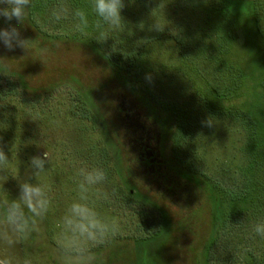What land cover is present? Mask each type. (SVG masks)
Returning <instances> with one entry per match:
<instances>
[{"label": "trees", "instance_id": "1", "mask_svg": "<svg viewBox=\"0 0 264 264\" xmlns=\"http://www.w3.org/2000/svg\"><path fill=\"white\" fill-rule=\"evenodd\" d=\"M68 1L75 9H84L89 18L98 19L90 0ZM146 1L149 0H125V4L143 5ZM58 2L60 0H33L34 7L29 9L23 26L30 30L43 49H52L59 43H73L92 51L103 62L106 76L102 81L87 85L69 70L52 72L41 68L37 71L28 57L21 59L3 53L0 55V99L5 100L8 94L18 91L27 96L42 97L63 86H70L76 92V100L83 107L82 116L91 122L95 135L88 136L87 140L104 156L108 180L113 182L117 191L140 207L138 217L142 228L146 232L153 231L149 237L134 239L122 247H117L119 240H114L91 251L98 256V262L94 264H209L212 248L230 224L253 209L263 212L264 0H176L182 11L188 8L195 15L204 17L200 20L204 27L196 29V40L189 50L199 56V50L204 48V58L218 64L213 79L207 83L208 93L195 90L201 102L198 114L204 119L210 115L230 120L244 134L245 163L240 171L238 191L227 189L220 180L199 171L180 157V140L189 125L187 117L171 105L152 98L137 75L141 67L137 50L105 54L95 39L99 32L94 25L92 29L96 32L89 30L88 36L81 32L50 35L39 27L36 17L43 16ZM2 21L0 18V24ZM12 22L16 24L15 20ZM93 32L96 35L93 36ZM111 33L109 30L108 35ZM167 39L173 48H178L180 58H188L178 36H168ZM3 81L7 85L6 91L1 89ZM125 92L131 94L140 106L141 101L148 103L142 106L147 109L144 119L155 117L159 122L156 137L143 128L145 120L139 117V112L122 110L123 105L112 106V112L110 93ZM20 128L13 118L2 121L0 137L4 150L8 148V141H23L25 136ZM150 137L155 141L161 139L173 163L165 168L161 177L153 174L141 157V145ZM162 151L165 158L167 153L163 148ZM6 178H9L8 173ZM0 181L2 183L4 179ZM150 186H156L157 191H151ZM198 196L205 199L204 207L198 205ZM12 197L10 193L0 192V200ZM199 211L203 221L194 227L190 221ZM33 234L35 232L30 236Z\"/></svg>", "mask_w": 264, "mask_h": 264}, {"label": "rangeland", "instance_id": "2", "mask_svg": "<svg viewBox=\"0 0 264 264\" xmlns=\"http://www.w3.org/2000/svg\"><path fill=\"white\" fill-rule=\"evenodd\" d=\"M60 3L67 7L68 13L66 18L55 22L51 14ZM176 4V0H149L143 5L128 3L122 12L124 21L118 29L112 30L114 37L109 34V38L102 43L98 42L99 36H95V39L107 55L114 51L132 53L137 50L141 65L137 75L150 91L152 98L171 105L187 117L186 122L189 125L180 140V157L187 159L199 171L220 180L227 189L238 191L241 183L240 171L245 163L244 134L230 120L214 118L208 113H203L209 115L204 119V116L198 114L201 102L195 90H199L201 94L208 93L207 83L213 79L218 64L204 58V48L199 50L201 58L189 50L188 47L195 43L196 29L202 25L204 27V23L200 21L204 17L195 15L188 8L182 11ZM74 11L75 8L68 0H60L43 16L36 17V22L50 35L78 34L80 31L76 29L78 21L73 17ZM95 19L88 17V27L82 34L88 36L89 30L96 32V29H92ZM11 23L16 25L15 22ZM155 25H159L163 31L156 30ZM7 26L3 19L0 28ZM16 26L20 27L22 36L29 40L27 51L16 48L9 52L0 44V55L12 54L21 59L28 57L31 66L37 71L41 68H48L52 72L69 70L87 85L102 81L106 76L103 62L87 48L73 43H59L52 49H43L29 29ZM92 35L96 33L93 32ZM168 36H178L184 44V53L188 58L182 59L178 56V48L170 45ZM145 72L151 76V82L146 80ZM1 89L6 91V82H2ZM77 97L72 87L63 86L42 97H31L18 91L8 94L5 100L0 99V125L2 121L13 118L22 127V136L26 137L22 141L18 136L20 141L17 143L8 141V148L5 150L10 159L7 171L9 178L5 183L0 181V192L10 193L15 198L18 195V182L24 177L29 158L40 155L45 150L50 154L49 165H46L48 169L42 174L40 181L50 189L51 208L38 221L36 237L33 234L10 250L13 256L21 261L27 259L30 264H61L57 224L68 206L78 197L77 170L82 166L102 167L106 170L104 156L99 153L95 144L87 140L88 136L95 135L92 134L91 122L82 116L83 107L76 100ZM110 98L111 110L112 106L122 105L128 110L134 108L135 112H139V117L145 120L147 109L144 107L148 104L146 101L145 103L138 99L142 102V107L127 92L110 93ZM103 106L106 107L105 104ZM147 118L145 125L156 137L160 124L155 117ZM209 118L213 122L211 127L205 123ZM162 148L167 153L166 167H170L173 163L168 148ZM142 184H145L143 180ZM99 187L108 194L109 199L104 201L93 198L94 204L102 216L118 220L120 234L111 240H119L117 247L152 234L153 231L146 232L141 226L138 217L140 207L117 191L113 182L107 179ZM150 187L151 191H157L156 186ZM197 202L200 207L206 204L202 196L197 197ZM261 208L263 212H258V208L253 209L241 215L237 222L230 224L212 248L209 264H264V238L253 231L256 223L264 221V205ZM196 214L190 221L194 227L203 221L199 216L200 211ZM99 247L92 248L91 251ZM4 252L0 248V255ZM91 254L94 257L93 264L97 263V254Z\"/></svg>", "mask_w": 264, "mask_h": 264}, {"label": "clouds", "instance_id": "3", "mask_svg": "<svg viewBox=\"0 0 264 264\" xmlns=\"http://www.w3.org/2000/svg\"><path fill=\"white\" fill-rule=\"evenodd\" d=\"M91 9L98 17L95 27L99 31L98 42L106 41L109 30L118 29L124 18L122 11L126 7L125 0H90ZM33 0H0V18L8 24L0 28V44L9 52L16 48L27 51L28 39L21 34L20 27L25 24L29 9L33 8ZM68 13L67 7L60 3L52 11V20L58 22ZM76 29L83 33L88 27V16L84 9L77 8L73 13ZM15 20L16 25L11 22ZM156 30L163 31L159 25ZM151 82V76L146 74ZM19 90V89H17ZM208 127L213 125L212 119L205 121ZM50 162V154L44 151L40 155L29 158L24 177L18 182V195L10 200H0V248L5 252L0 255V264H30L12 255L11 249L28 239L33 232L39 230L38 221L43 219L52 205L50 189L40 181L46 173ZM10 159L4 150L0 137V179L8 180L6 174ZM78 197L67 208L66 213L57 224V245L61 254V264H93L91 249L108 244L120 234L117 219L102 216L96 209L94 200L109 199L108 194L99 186L107 179V172L102 167L88 168L82 166L76 173ZM34 181V182H33ZM254 233L264 238V221L255 224Z\"/></svg>", "mask_w": 264, "mask_h": 264}, {"label": "flooded vegetation", "instance_id": "4", "mask_svg": "<svg viewBox=\"0 0 264 264\" xmlns=\"http://www.w3.org/2000/svg\"><path fill=\"white\" fill-rule=\"evenodd\" d=\"M122 110H128V109L123 108L122 106ZM129 110H134V108ZM143 128L146 130L147 128L146 125H144ZM153 137H150L146 143H142L141 148H143V150L141 153V157L143 162L146 163L147 166L151 168L152 173L161 177L163 176L164 170L166 168L165 158L163 157V153H162L163 146L161 144L160 138L159 141H155L152 140ZM147 166L145 168V171L147 170Z\"/></svg>", "mask_w": 264, "mask_h": 264}]
</instances>
